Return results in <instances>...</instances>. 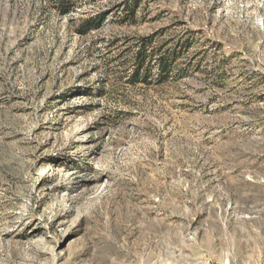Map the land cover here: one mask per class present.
<instances>
[{
    "label": "rangeland",
    "instance_id": "374dc122",
    "mask_svg": "<svg viewBox=\"0 0 264 264\" xmlns=\"http://www.w3.org/2000/svg\"><path fill=\"white\" fill-rule=\"evenodd\" d=\"M0 264H264V0H0Z\"/></svg>",
    "mask_w": 264,
    "mask_h": 264
},
{
    "label": "trees",
    "instance_id": "16d2710c",
    "mask_svg": "<svg viewBox=\"0 0 264 264\" xmlns=\"http://www.w3.org/2000/svg\"><path fill=\"white\" fill-rule=\"evenodd\" d=\"M72 4L73 3L70 1V2L65 3L64 5L61 4V6H64V8H70V6H72ZM130 9H131V12L134 11V7L133 6H130ZM97 26H98V23L96 21H93L91 19H85L81 23V27H82L81 30H82V32H85L86 30L91 29L93 27H97ZM142 59H144V56H143ZM140 64H143V63L141 62ZM158 66H159V69H160V71H159L160 72L159 73L160 76H162V75L167 73V67H166L167 66V61L159 59Z\"/></svg>",
    "mask_w": 264,
    "mask_h": 264
}]
</instances>
